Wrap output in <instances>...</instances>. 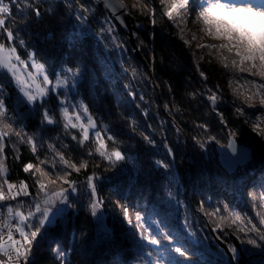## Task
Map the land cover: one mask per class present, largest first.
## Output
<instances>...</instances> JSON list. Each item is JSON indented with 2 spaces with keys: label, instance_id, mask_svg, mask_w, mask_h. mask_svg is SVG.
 <instances>
[{
  "label": "trees",
  "instance_id": "16d2710c",
  "mask_svg": "<svg viewBox=\"0 0 264 264\" xmlns=\"http://www.w3.org/2000/svg\"><path fill=\"white\" fill-rule=\"evenodd\" d=\"M136 2L123 0L135 23L133 48L90 0H4L10 12L0 16L16 37L12 44L18 54L27 60L33 53L51 80L67 77V86L29 103L10 77L0 78L6 122L22 133L5 137L0 158L9 182L24 181L31 193L0 203V209L24 202L22 210L27 211L26 205L38 195L41 172L52 179L68 173L66 178L77 188L75 193L69 189L75 207L46 225L27 264H264V241L239 231L251 226L248 221L264 230L256 215L264 212V108L258 103L249 108L232 91L246 80L264 81L218 62L211 46L220 41L205 35L203 24L196 21L202 0H190L183 18L175 22L163 14L166 5L161 0H143L155 11V23L140 5L133 7ZM20 39L23 47L18 46ZM0 42L7 43L2 30ZM209 89L218 97L215 104L207 98ZM81 105L96 124L83 143L82 130L65 127L62 114V108L83 110ZM44 112L52 124L43 119ZM253 124L259 128L254 130ZM97 132L108 152L119 150L123 160L113 162L99 154ZM109 135L114 140H108ZM229 137L253 154L251 162L231 175L217 163L215 150ZM56 153L85 167L66 168ZM29 164L33 167L25 171ZM89 177L111 233L107 239L89 210ZM56 187L69 186L58 180ZM145 236L158 238L160 244L151 245ZM248 239L261 246L249 245ZM216 240L237 252L229 251L228 257ZM175 246L187 256L179 257Z\"/></svg>",
  "mask_w": 264,
  "mask_h": 264
},
{
  "label": "snow or ice",
  "instance_id": "6c2138e0",
  "mask_svg": "<svg viewBox=\"0 0 264 264\" xmlns=\"http://www.w3.org/2000/svg\"><path fill=\"white\" fill-rule=\"evenodd\" d=\"M166 8L163 14L170 20L175 22L176 17L183 18V15L187 12L190 6V0H161ZM202 10L196 17L197 22L203 24V32L205 35L211 37L215 41H220L218 45H212L216 49V59L223 65L224 68L239 73H247L252 77H259L260 81H264V0H202ZM140 5L144 8L149 15L153 17V23H155V11L147 4H143V0H137L133 7ZM107 7H120L124 8L123 0H116L114 4H106ZM10 12L8 4L4 3V0H0V14H7ZM39 15V12L36 13ZM6 20L0 16V30L6 34V41L0 42V78L8 79L10 82H14L19 88V91L27 99L29 103H34L38 97H43L47 94L48 89L42 87L37 82V75L42 76L43 85L47 86L51 83L49 76L45 74V66L38 63L34 59L33 53L27 54V60L31 61V68L36 70V74L27 71L29 64L27 60L21 58L17 52V46L12 44V41L16 38L14 33L5 27ZM111 31V29H109ZM183 38V37H181ZM192 39H196L193 34ZM188 43V41H185ZM25 42L20 39L19 45L23 47ZM205 47V45H201ZM227 53L225 55L224 53ZM69 73L75 75L71 69L67 70ZM201 77L207 79V76L203 71L200 72ZM67 80L57 79V84H63ZM231 86V82H230ZM31 89V91L29 90ZM243 89V90H241ZM233 95L238 99H242L249 108L255 107L258 103L264 108V83H259L256 80H246L240 89L233 87ZM211 94L207 97L208 100L215 104L218 99L215 92L209 89ZM4 85L0 83V152L3 151V141L5 137L14 132L11 123L7 120V109L3 99ZM63 103V102H61ZM83 108V113L87 114V107ZM237 112L243 114V110L238 108ZM62 114L67 120L65 127L69 125L73 128L79 127L82 130L81 143L89 139V129L95 128L96 124L93 121L91 115H87V123L82 121V116L77 113L75 115V123L73 117L69 114L68 108H62ZM43 119L48 124H52L54 121L51 119L47 112H44ZM223 122V121H222ZM253 129L259 128V125L253 124ZM203 127V126H202ZM15 135L21 136L19 131L14 132ZM97 137V143L99 147L97 151L106 160L120 161L124 159V156L119 150L113 149L108 152L107 145L100 137V133H95ZM230 136L235 137V132H230ZM145 140L149 143L152 141L149 137L145 136ZM76 139V137H73ZM108 140H114L113 136H108ZM32 143L31 139L28 141ZM235 152V142L230 139L227 145ZM51 147V145H50ZM203 147V144H201ZM33 151H35V145L33 144ZM169 154L170 150H169ZM59 156L61 163L66 168H71L75 171H79L80 168L85 167L81 164L78 168L75 164L71 163L65 157L56 153ZM114 162V161H113ZM161 167L167 168L168 165L162 161H157ZM33 166L31 164L25 166V171H28ZM40 172V169H36ZM68 173L63 176H57L54 179L49 177L48 173L41 172L42 179L37 181L38 195L32 199V202L27 204V211L24 202H18L15 206L9 204L3 210V218L0 219V264H27L28 258L32 252L34 243L37 237L41 235L42 230L46 225H50L55 221L56 217L66 211L65 207L73 208L75 205L69 200V189L72 193L77 192V188L69 181L67 177ZM0 177H5L0 180V203L6 201H17L18 197H29L31 193L28 190V185L24 181H20L18 184L9 182L6 178V168L4 167V160L0 158ZM47 180V182H45ZM62 181L63 184L68 185V188L56 187L57 181ZM52 186L51 189L49 186ZM87 187L91 189L90 195L93 199L90 201L89 210L93 217L97 216L100 208V202L94 199L96 195V186L93 182V177H89L87 180ZM261 208L264 209V203L261 204ZM125 215H128L127 209H125ZM257 217H259V224L264 225V212L257 211ZM141 219L139 213L136 214V220ZM239 220L240 217H236ZM250 227H242L239 229L241 232L255 233L259 237L260 241H264V230L257 227L251 221H248ZM151 245H159L160 240L158 238L143 237ZM247 243L253 246H261L257 243L256 239H248ZM179 257H186L187 253L181 246H175L172 249ZM229 251L236 253L237 249L229 247Z\"/></svg>",
  "mask_w": 264,
  "mask_h": 264
},
{
  "label": "water",
  "instance_id": "95a60500",
  "mask_svg": "<svg viewBox=\"0 0 264 264\" xmlns=\"http://www.w3.org/2000/svg\"><path fill=\"white\" fill-rule=\"evenodd\" d=\"M94 3H98L99 7L105 11L108 16L112 19L115 23V25L118 27L119 31H121L123 34H125L129 41L130 44L133 48H135L134 44V38H133V32L135 30V23L133 18L129 13H127L124 8L120 7H107L106 4H114L116 3V0H90ZM232 139V137H229L227 143L225 146L222 147H216V153H217V163H219L220 167L227 173L228 175H231L235 172V170L238 167H243L247 165L251 160L253 159V154L252 151L249 147L245 145L238 144L236 141L235 142V152L232 151L231 148H229L228 142L229 140ZM209 232L214 236L212 230L209 228ZM219 247H222V249L225 251V253L228 255V257L231 256L227 246L220 241L216 240Z\"/></svg>",
  "mask_w": 264,
  "mask_h": 264
},
{
  "label": "rangeland",
  "instance_id": "374dc122",
  "mask_svg": "<svg viewBox=\"0 0 264 264\" xmlns=\"http://www.w3.org/2000/svg\"><path fill=\"white\" fill-rule=\"evenodd\" d=\"M235 2H239V0H235ZM202 7H203V4L202 5H200V7L198 8V10L199 11H201L202 10ZM205 41L206 42H208V43H212L213 41L211 40V38H206L205 39ZM27 62H28V64H29V67H28V69H27V71H29V72H33L34 74H36V70L35 69H32L31 68V61L30 60H27ZM254 78H257V77H254ZM42 76H40V75H37V82L38 83H40L41 84V86L42 87H46V88H48V89H51V91H56V90H58V89H65V87L67 86V81L65 80V82L63 83V84H57V79H61V80H64V78H59V77H57V79L56 80H51L50 78V81H51V83L49 84V85H47V86H45V85H43V83H42ZM258 79H259V77H258ZM15 84V83H14ZM243 84V83H242ZM15 89H18V91H19V88L16 86V84H15ZM30 91H31V89H29ZM20 92V91H19ZM20 94L22 95V97H23V99H26L24 96H23V94L20 92ZM47 94H48V92H47ZM43 97H45V96H43ZM43 97H38L37 99L38 100H41ZM27 100V99H26ZM77 113H79L81 116H82V121L86 124L87 123V115L86 114H84L83 113V110L81 109V108H79V110L77 109V108H73L72 109V111L71 112H69V114L73 117V122L75 123V115L77 114ZM262 124L264 123V120H262V122H261ZM91 129H89V131H90ZM95 199V198H94ZM60 207H65V208H67L66 206H64V205H61ZM101 209L99 208V211H98V213H97V216H96V218L98 219V221L100 222V232H101V235H102V237L104 238V239H107V238H109L110 237V231H108V229L104 226V224H103V215H102V211H100ZM3 218V212H2V209H0V219H2Z\"/></svg>",
  "mask_w": 264,
  "mask_h": 264
}]
</instances>
